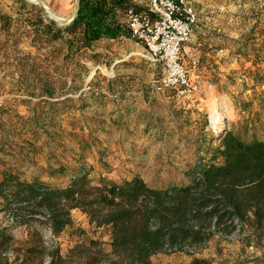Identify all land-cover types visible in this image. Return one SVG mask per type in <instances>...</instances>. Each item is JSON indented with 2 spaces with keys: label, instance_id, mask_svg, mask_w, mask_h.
<instances>
[{
  "label": "trees",
  "instance_id": "16d2710c",
  "mask_svg": "<svg viewBox=\"0 0 264 264\" xmlns=\"http://www.w3.org/2000/svg\"><path fill=\"white\" fill-rule=\"evenodd\" d=\"M13 5L11 12L0 11V51L13 62L9 93L24 113L0 103V147L14 145L23 153L25 148L10 139L14 135L34 151V142L25 135H43L53 142L63 137L65 124L70 126L67 134L84 152L88 145L74 132L81 120L102 116L104 106L116 95L120 98L113 102L116 110L122 111L123 105L129 110L121 99L126 90L121 78L97 73L88 77L86 62H100L102 55L94 52V45L129 38L126 11L130 7L140 10V6L131 0H80L76 16L59 26L44 17L38 4L14 0ZM22 41L33 52L20 56ZM204 44L213 47L211 41ZM256 57L254 64L264 68V55ZM167 92L179 101L174 89ZM194 99L190 95L178 103L180 109L171 119L177 129L197 113ZM76 112L79 117L74 116ZM66 116L70 117L67 123ZM203 119L207 125L206 116ZM145 125L147 130L155 127ZM247 131V127L242 133L223 128L215 132L218 144L199 141L192 164L182 168L176 181L160 185L137 174L122 179L94 176L83 163L64 176V184L57 185L28 178L0 160V211L17 225H46L58 236L71 227V211L79 210L89 224L109 237L106 247L86 239L87 249L77 254L82 264H99L104 259L107 264H153L151 257L164 251H190V264H212L193 251L215 235L264 229V129L250 136ZM56 165L47 166L48 176L67 169L61 162ZM6 231L7 227H0V264H74V257L62 255L58 247L47 248L36 230L29 233L25 244H17Z\"/></svg>",
  "mask_w": 264,
  "mask_h": 264
},
{
  "label": "rangeland",
  "instance_id": "374dc122",
  "mask_svg": "<svg viewBox=\"0 0 264 264\" xmlns=\"http://www.w3.org/2000/svg\"><path fill=\"white\" fill-rule=\"evenodd\" d=\"M13 1L0 0V11L11 12L10 8L16 6ZM43 1L65 17L80 3V0ZM131 1L140 9L147 4V0ZM191 4L197 22L182 50V60L189 76L198 82L199 90L194 94L197 113L189 116L187 125L182 124L181 129H177L171 120L174 112L180 109L178 103L184 99L176 102L168 92H155L153 83L160 76V68L141 55L142 45L129 37L112 45H94V52L102 55L100 62H86L88 77L97 73L107 78H121L126 87L125 98L121 99L128 105V111L124 105L119 109L122 111L116 110L113 102L120 100L116 95L114 101L106 103L102 116L81 120L74 132L81 134L88 145L84 152L76 139L67 134L70 126L63 124V137L53 142L43 135L39 138L25 135L34 142V151L19 137L11 135V140L25 148L24 152L19 153L14 145L0 147V160L28 178L39 177L57 185L64 184L69 171L81 163L90 168L94 176L101 174L122 179L137 174L152 185H160L176 181L182 175V168L192 164L199 141L209 139L212 144H218L217 130L224 128L242 133L247 127V136L260 134L264 129V68L263 64L253 61L257 54L264 55V0H191ZM39 6L46 19L59 26L69 23L50 16L42 5ZM205 40L211 41L213 47L204 44ZM18 49L20 56L33 52L27 41H22ZM13 70V62L0 51V103L23 114V106L9 93ZM255 76L262 79L257 81ZM118 114L122 117L117 118ZM212 114L220 117L215 126ZM74 116L79 117L80 113ZM203 116H206L207 125H204ZM66 117L65 123L70 118ZM113 119L118 121L113 122ZM145 122L155 127L147 130ZM58 162L66 164L67 169L48 176L47 166H57ZM71 217V227L58 236H53L46 225H17L2 211L0 227H7L6 232L17 244H25L29 233L36 230L47 248L56 246L62 255L74 257V264H82L77 254L87 249L86 239L97 240L106 247L109 237L103 229L89 224L79 210H72ZM186 252H159L151 260L153 264H190L192 255ZM193 255L208 258L212 264H264V229L215 235L204 247L194 250ZM6 256L12 259L11 253ZM99 264L107 262L104 259Z\"/></svg>",
  "mask_w": 264,
  "mask_h": 264
},
{
  "label": "built area",
  "instance_id": "2783aa9c",
  "mask_svg": "<svg viewBox=\"0 0 264 264\" xmlns=\"http://www.w3.org/2000/svg\"><path fill=\"white\" fill-rule=\"evenodd\" d=\"M125 22L129 37L142 45L140 54L160 68L153 83L155 92L174 89L180 100L198 92V82L189 76L182 60L197 22L191 0H147L140 10L128 8Z\"/></svg>",
  "mask_w": 264,
  "mask_h": 264
},
{
  "label": "water",
  "instance_id": "95a60500",
  "mask_svg": "<svg viewBox=\"0 0 264 264\" xmlns=\"http://www.w3.org/2000/svg\"><path fill=\"white\" fill-rule=\"evenodd\" d=\"M28 2H31V3H34V4H39V5H42L44 7V9L50 13H52L53 15H55L56 17L60 18V19H63V20H67L68 22H70L77 14L78 12V6L74 9V11L68 15V16H62L58 13H55L51 8H49L43 0H26ZM79 1V0H77Z\"/></svg>",
  "mask_w": 264,
  "mask_h": 264
},
{
  "label": "bare ground",
  "instance_id": "6f19581e",
  "mask_svg": "<svg viewBox=\"0 0 264 264\" xmlns=\"http://www.w3.org/2000/svg\"><path fill=\"white\" fill-rule=\"evenodd\" d=\"M49 14H50V16H53V17H55V18H57V19H60V18H58V17H56L55 15H53L52 13H50V12H48ZM60 20H63V19H60ZM139 52V51H138ZM137 52V53H138ZM140 53V52H139ZM93 72V71H92ZM92 74V73H91ZM214 114H212L211 115V118H212V125L213 126H215L216 125V123H218L219 122V120H220V117H217L216 115L215 116H213Z\"/></svg>",
  "mask_w": 264,
  "mask_h": 264
},
{
  "label": "crops",
  "instance_id": "0c3cea01",
  "mask_svg": "<svg viewBox=\"0 0 264 264\" xmlns=\"http://www.w3.org/2000/svg\"><path fill=\"white\" fill-rule=\"evenodd\" d=\"M151 259H152V257H151ZM152 261V260H151Z\"/></svg>",
  "mask_w": 264,
  "mask_h": 264
}]
</instances>
